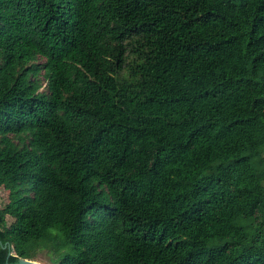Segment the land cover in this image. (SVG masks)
<instances>
[{
  "label": "trees",
  "instance_id": "obj_1",
  "mask_svg": "<svg viewBox=\"0 0 264 264\" xmlns=\"http://www.w3.org/2000/svg\"><path fill=\"white\" fill-rule=\"evenodd\" d=\"M0 187V264H264V0H0Z\"/></svg>",
  "mask_w": 264,
  "mask_h": 264
},
{
  "label": "rangeland",
  "instance_id": "obj_2",
  "mask_svg": "<svg viewBox=\"0 0 264 264\" xmlns=\"http://www.w3.org/2000/svg\"><path fill=\"white\" fill-rule=\"evenodd\" d=\"M8 196H9V192L5 190L3 187H0V209L4 208L5 205L8 203ZM7 219L9 224L13 222V220L9 217H7ZM36 262L40 264H52L49 256H47L45 252L39 255Z\"/></svg>",
  "mask_w": 264,
  "mask_h": 264
},
{
  "label": "water",
  "instance_id": "obj_3",
  "mask_svg": "<svg viewBox=\"0 0 264 264\" xmlns=\"http://www.w3.org/2000/svg\"><path fill=\"white\" fill-rule=\"evenodd\" d=\"M9 264V263H6ZM15 264H40L36 261H31V260H27V259H19Z\"/></svg>",
  "mask_w": 264,
  "mask_h": 264
}]
</instances>
